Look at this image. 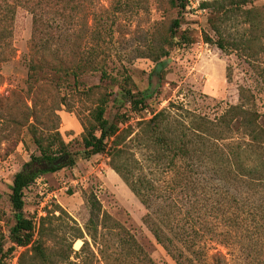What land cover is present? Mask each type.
<instances>
[{
    "label": "trees",
    "instance_id": "1",
    "mask_svg": "<svg viewBox=\"0 0 264 264\" xmlns=\"http://www.w3.org/2000/svg\"><path fill=\"white\" fill-rule=\"evenodd\" d=\"M254 1H203L200 8L208 12V25L215 35L204 32V41L249 58L264 92V68L260 65L264 56V8H248ZM171 3L183 12L189 0ZM18 8L32 16L27 79L30 90L48 83L59 88L73 79L75 93L81 99L93 100L94 106L82 138L83 148L76 153L68 149L57 129L45 134L36 121L29 122L28 132L39 155H32L9 187L15 218L9 254L16 247L30 246L31 264H92L91 255L95 253L88 239L79 251L73 249L72 243L51 251L45 236L53 229L45 228V217L36 224L25 215L24 207L25 190L43 174L74 166L78 159L88 161L98 154L108 155L110 167L144 205L147 212L143 222L177 264H191L189 256L199 250L200 244L231 250L264 234V116L253 89L241 86L238 103L215 120L188 110L183 117L173 114V103L151 118L139 119L148 109L147 94L136 90L127 71L115 88L117 78L109 71L99 44L95 47L89 40L86 45L79 42L89 36L83 19L87 14H83L80 0H0V63L7 62L13 48ZM181 24V19H174L170 27L169 44L175 48L191 42L186 34L178 35ZM232 25L237 29L241 26L244 34L233 35ZM168 55L169 50L162 47L155 59ZM96 73H100V83L110 85L88 86L82 80ZM44 75L50 76L42 79ZM110 107L115 110L112 119L107 116ZM89 203L87 230L93 231L91 238L96 241L98 223L94 218L99 219L102 208L94 195L89 197ZM103 218L104 228L124 248L120 254L123 259L157 264L135 235L106 212ZM74 230V239L84 238L80 227ZM3 252L0 246V255ZM100 253V264H117L118 257L113 259V253L104 249ZM213 258L218 264V260L227 262L221 251Z\"/></svg>",
    "mask_w": 264,
    "mask_h": 264
},
{
    "label": "rangeland",
    "instance_id": "2",
    "mask_svg": "<svg viewBox=\"0 0 264 264\" xmlns=\"http://www.w3.org/2000/svg\"><path fill=\"white\" fill-rule=\"evenodd\" d=\"M203 1L212 0H189L182 12L171 0H80L83 14H87L83 19L89 36L79 42L86 45L90 41L95 47L99 44V52L106 59L109 71L117 78L113 82L115 88L122 73L127 71L136 90L147 94L148 109L137 118H151L173 103V114L182 116L188 110L215 120L230 105L238 103L241 86L255 91L259 111L264 116V92L250 59L204 41V32L214 38L215 35L208 25V12L200 8ZM252 6L264 8V0H255L247 7ZM174 19L182 21L178 35L184 33L191 39L180 48L169 44ZM81 22L80 19L78 33ZM231 27L233 35L244 34L241 26ZM31 34L32 16L18 8L13 48L11 54H7V62L0 63V246L4 250L0 264H31L33 255L30 246L8 252L13 245L10 229L15 224L9 187L14 175L32 155H39L28 132L29 122L36 121L45 134L57 129L68 149L76 153L83 148L82 138L94 106L93 100L81 99L75 93L73 79L69 80V85L59 88L48 83L30 90L27 79ZM162 47L169 50V55L156 60ZM260 61L264 68V56ZM49 76L44 75L42 79ZM99 76L100 73L86 75L82 80L88 86L110 85L100 83ZM114 111L110 107L107 116L112 119ZM32 115L35 118L29 117ZM109 161L108 155L98 154L88 161L78 159L74 166L43 174L25 190V215L36 224L46 218L45 228L53 229L52 234L45 236L51 251L71 243L73 249L79 251L88 239L95 253L91 255L92 264L103 262L101 249L113 253V259L118 257L117 264H137L120 255L124 248L103 225L106 212L135 235L157 264H177L143 222L146 208L110 167ZM93 195L102 208L99 219L94 218L98 223L96 241L91 238L93 231L87 230L91 217L89 197ZM75 227L82 229L83 239H74ZM77 240H81L80 248L75 247ZM263 240L264 234L231 250L211 243L200 244L199 250L189 257L193 259L191 264H218L213 255L221 251L227 262L218 260L219 264H264Z\"/></svg>",
    "mask_w": 264,
    "mask_h": 264
},
{
    "label": "bare ground",
    "instance_id": "3",
    "mask_svg": "<svg viewBox=\"0 0 264 264\" xmlns=\"http://www.w3.org/2000/svg\"><path fill=\"white\" fill-rule=\"evenodd\" d=\"M75 247H76V248H80V247H81V240H77V241L75 242Z\"/></svg>",
    "mask_w": 264,
    "mask_h": 264
}]
</instances>
